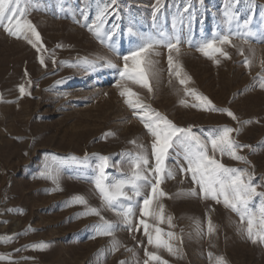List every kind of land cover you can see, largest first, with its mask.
<instances>
[{"label":"rangeland","instance_id":"obj_1","mask_svg":"<svg viewBox=\"0 0 264 264\" xmlns=\"http://www.w3.org/2000/svg\"><path fill=\"white\" fill-rule=\"evenodd\" d=\"M229 3L231 20L225 16ZM101 6L102 0H20L23 19L30 20L40 34L37 47L42 43L43 48L39 52L0 26V236L12 237L0 240V264H143L145 249L157 252L167 264H216L217 256H223L227 264H264V242L252 243L239 230L236 212L222 201L188 194L194 187L199 193V188L191 173L180 171V165L187 164L179 148L171 150L165 161L174 178L165 176L160 188L167 195L158 197L165 217L158 226L164 239L167 232L175 234L170 241L174 254L149 245L142 226L137 230L144 218L139 212L142 197L133 201L132 231L102 202L94 185L99 163L94 154L110 157L107 175L116 181L130 173L128 154L141 152L140 145L147 150L148 167H155L152 137L119 94L118 69L82 62L83 58L108 57L122 68V56L135 50L141 37L161 33L179 37L180 52L173 50L171 55L174 63L182 65V73L191 77L187 87L208 97L217 109L231 110L237 119L192 106L199 102L191 94L184 95L174 71L170 75L165 45L158 46L160 55L152 57L157 62L150 81L152 92L130 81L123 83L178 126L192 125L202 139L218 134L223 126L239 129L232 137L240 145L251 146L237 149L248 163L218 152L215 157L229 167L253 172L258 191H264V88L260 86L264 0H161L155 17L156 0H116L103 29L114 33L110 42L116 51L86 27ZM217 34L230 35L232 40L223 46L230 58L216 54L219 64L198 50ZM245 58L251 60L250 67H245ZM22 83L30 95L21 96L18 85ZM180 99L187 105L180 104ZM106 133L112 134L105 137ZM208 148L212 155L210 143ZM49 170L52 178H46ZM150 191L146 186L142 193ZM76 195L118 224L111 236L96 234L93 226L101 223L100 217L78 215L86 206L71 202ZM209 218L215 228L211 235L207 233ZM144 219L156 223L151 217ZM41 241L47 246L31 247ZM114 242H118L115 250Z\"/></svg>","mask_w":264,"mask_h":264},{"label":"snow or ice","instance_id":"obj_2","mask_svg":"<svg viewBox=\"0 0 264 264\" xmlns=\"http://www.w3.org/2000/svg\"><path fill=\"white\" fill-rule=\"evenodd\" d=\"M161 0H156L157 7L154 10V17L156 12L159 11ZM116 4V0H102V6L98 8L95 19L91 24L86 27L95 37L112 50L116 51L114 45L110 42L114 33L104 31L105 18L109 14V9ZM187 11V9H185ZM25 10L20 8V0H0V26L9 35L21 38L23 37L33 48L41 51L43 48L42 43L37 47L38 42H41L39 32L36 30L35 25L27 19H23ZM225 16L231 20L233 14L231 12V4H228V11ZM247 24V21L245 22ZM131 32L132 29H129ZM35 39H31L30 35ZM175 40V42H173ZM181 40L179 37L166 36L161 33L159 37L144 36L141 37V42L137 45L135 50L129 51L128 54L122 56L123 67L114 63L108 57H97L95 60L83 58L82 62L89 66H94L96 63L101 62L108 67L116 68L119 71L120 79L116 83V87L120 89L119 94L125 98V103L133 109V115L143 123L144 128L152 137L151 140V155L155 159V167L149 168V159L147 150L143 145H140L141 152L128 154L130 157V173L126 178L111 181L107 175L109 167V156H98L99 163L96 166V176L94 179L95 188L99 191L102 202L120 218L124 226L129 231H132L133 224L132 218L135 215V208L133 201L138 197H142V203L139 207L141 217H151L156 223L149 224L144 218L139 220L137 230L142 226L144 235L147 237L148 244L156 249L164 248L169 253H175L173 244L170 242L175 234L167 232L168 239H164L163 230L158 226L163 223L165 217L163 215L164 205L159 203L158 197L166 196L160 185L165 178H174V173L165 167V161L169 158L171 150L179 148L183 154V160L186 162L187 167L180 165V171L191 173L192 181L199 188H192L187 190L188 194L192 196L201 195L203 198H211L216 203H221L232 209L240 217L239 230L246 233L247 238L252 243L264 242V191H258L257 184L254 183V173L249 172L246 168L229 167L215 157L218 152L221 156L228 155L234 160L244 161L248 163L247 157L240 155L237 149L244 147H251L250 145H240L232 137V133H239V129L223 126L218 129V134H213L207 140L202 139L196 132L193 131V126L180 127L167 116L161 114L159 111L152 109L150 105L145 104L139 97V94L127 84L125 81H130L133 84L140 85L152 92L151 79L155 77L154 71L156 61L152 59L153 56H158L160 53L156 48L160 45H165L169 50L168 64L170 75L174 71L175 76L179 80V84L184 86L183 92L187 96L191 94L199 103L193 104V107H200L205 110L226 112L233 120L237 119L235 114L225 108L217 109L213 102L203 94L198 93L195 89L187 87L190 76L182 73V65L178 62L174 63L172 51L175 50L177 54L180 52L179 45ZM232 40L230 35H215L202 43L199 51L206 57L212 59L214 63L219 64V59L216 54L224 58H230L229 53L224 50V45H231ZM59 46V45H58ZM243 55V49L240 50ZM41 65H44L43 56L40 57ZM53 63L55 59L53 58ZM245 67L251 66V60L245 58L243 61ZM264 67V60L261 61ZM46 66V65H45ZM27 75V73H25ZM260 86L264 88V77H260ZM31 82L29 81V84ZM21 96L29 94L25 84L18 85ZM179 103L187 105L185 99H180ZM243 123H251V121H244ZM112 133H106L111 135ZM130 143L135 144V141ZM211 145L212 155L209 154L208 144ZM87 157V154H86ZM85 157V158H86ZM76 160V157H72ZM47 168V166H46ZM41 175H45L42 173ZM46 178H52V173L49 170ZM150 186V193L143 194L142 190ZM59 190V189H54ZM131 191V194H129ZM260 198V203L257 205L255 201ZM127 202L126 206L123 203ZM72 203L82 204L86 206V210L78 215H96L100 217L101 223L94 225L97 235L111 236L115 227L118 224L107 220L100 215V210L94 207H87V200L81 196L76 195L71 200ZM156 207H153V205ZM167 222L171 226L172 217L168 216ZM246 222V226H245ZM215 232L214 225L211 218L208 219L207 233L209 235ZM154 233V234H153ZM12 239L9 236H0V240L8 241ZM116 243L113 244L115 250ZM46 243L41 241L37 244L31 245L35 248H44ZM145 256L147 259L143 264H150L151 261L160 262V264H167L155 251H148L145 249ZM213 253L209 252L211 258ZM216 264H227L223 256L215 258ZM123 264V262H122Z\"/></svg>","mask_w":264,"mask_h":264}]
</instances>
